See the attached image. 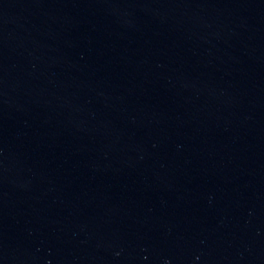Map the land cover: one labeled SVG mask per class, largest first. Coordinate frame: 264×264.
I'll use <instances>...</instances> for the list:
<instances>
[{
	"label": "water",
	"instance_id": "95a60500",
	"mask_svg": "<svg viewBox=\"0 0 264 264\" xmlns=\"http://www.w3.org/2000/svg\"><path fill=\"white\" fill-rule=\"evenodd\" d=\"M93 0H0V90Z\"/></svg>",
	"mask_w": 264,
	"mask_h": 264
}]
</instances>
